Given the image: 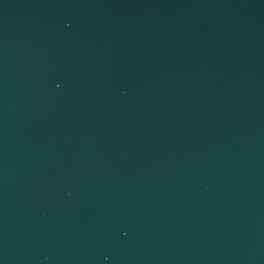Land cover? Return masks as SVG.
I'll use <instances>...</instances> for the list:
<instances>
[{
	"label": "water",
	"instance_id": "95a60500",
	"mask_svg": "<svg viewBox=\"0 0 264 264\" xmlns=\"http://www.w3.org/2000/svg\"><path fill=\"white\" fill-rule=\"evenodd\" d=\"M0 264H264V0H0Z\"/></svg>",
	"mask_w": 264,
	"mask_h": 264
}]
</instances>
